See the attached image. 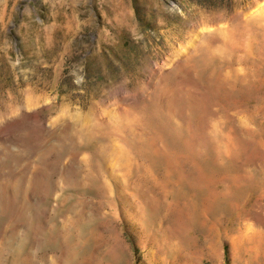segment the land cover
I'll return each instance as SVG.
<instances>
[{"label": "rangeland", "instance_id": "1", "mask_svg": "<svg viewBox=\"0 0 264 264\" xmlns=\"http://www.w3.org/2000/svg\"><path fill=\"white\" fill-rule=\"evenodd\" d=\"M0 264H264V0H0Z\"/></svg>", "mask_w": 264, "mask_h": 264}]
</instances>
